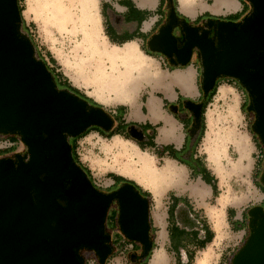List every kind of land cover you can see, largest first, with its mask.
<instances>
[{
	"label": "water",
	"instance_id": "1",
	"mask_svg": "<svg viewBox=\"0 0 264 264\" xmlns=\"http://www.w3.org/2000/svg\"><path fill=\"white\" fill-rule=\"evenodd\" d=\"M170 3L173 0H168ZM248 14L237 23L221 20L208 28L178 23L175 11L148 41L151 51L175 56L185 66L198 54L206 96L219 76L234 78L249 97L252 132L264 148V0H244ZM212 27V19L207 20ZM179 24L185 42L173 36ZM193 117L191 137L201 128L202 106L187 105ZM113 119L102 107L59 88L27 33L18 0H0V136H17L24 154L0 158V264H85L82 251L104 264L113 252L106 217L118 208L117 225L128 240L152 251L149 202L130 183L102 192L76 163L69 139L90 128L109 133ZM129 136L144 139L135 126ZM260 184L264 187V160ZM243 245L229 264H264V209L248 212Z\"/></svg>",
	"mask_w": 264,
	"mask_h": 264
},
{
	"label": "crops",
	"instance_id": "2",
	"mask_svg": "<svg viewBox=\"0 0 264 264\" xmlns=\"http://www.w3.org/2000/svg\"><path fill=\"white\" fill-rule=\"evenodd\" d=\"M238 2L236 0H213V5L209 9L213 13L242 15L247 7L243 2ZM197 4L196 0H193L191 4L181 6L177 1L175 11L188 18L186 13H182L178 7L182 9L191 7L188 15L189 17L195 15V19L198 12L196 13L194 5L196 7ZM167 6L168 0L100 1L101 31L107 42L115 47L133 42L138 56L147 65L145 68L147 70L146 78L138 84L137 92L132 99L133 106L125 102L100 103L101 105H108L105 111L113 119L112 129L122 130L126 128L127 132L130 126H135L142 132L144 137L142 141L145 142L147 137L152 134L153 128L155 147L146 148L143 151L151 152L150 155L154 157L155 162L160 160L163 164L165 160H170L173 161L171 162L173 165L180 168L181 180L165 188L158 198L150 189L134 182L143 191L150 194L147 200L149 202L150 240H152V248L154 249L151 252L153 254L155 251L163 252L167 258V264H170L169 254L179 259L178 264H187L189 258L194 257L195 253L207 250L210 246L217 244L215 243L217 236L214 227L215 222L211 215L222 189L218 177L207 167L197 151L196 139L199 132L194 137L189 134L193 117L187 105L192 102L203 106L206 97L202 91L198 58L195 55L192 56L185 66L170 65L164 55L151 51L148 46L149 39L166 21L165 10ZM200 6V10L204 9L202 5ZM162 66L167 67L166 71L162 70ZM171 66L178 68L170 70ZM157 70L159 72H155ZM142 83L144 86L140 89ZM140 97L144 99L139 102ZM186 99L191 101H186ZM149 115L155 116L156 119L152 121ZM145 124L150 125V128H142ZM116 136L125 139L124 136ZM160 138H164V141H160ZM126 140L138 147L136 142L130 139ZM165 146L171 147L172 153L179 157L180 161L167 156L166 153L159 157L157 153ZM202 178L209 184H206ZM212 181H216L215 193H213L212 184H210ZM261 191L260 197L254 193L255 198L253 200L255 202L253 204L245 205L237 210L239 205L235 204L239 203L233 199L225 207L221 227L222 232L225 231L220 239L221 242L230 238V232L233 231L241 232L242 237L239 242L242 240L250 224V219L246 216L247 212L264 202V191ZM117 214L116 216L111 214L114 219L109 224L114 223L113 229L117 226ZM227 229L229 233H227ZM115 233L117 232L115 231ZM116 235V250L127 251V248H123L122 245L124 241L118 234ZM142 253L143 248L139 246L135 247L134 252H132L135 258H140ZM152 255L147 264H150ZM133 264H141V260H135ZM218 264L226 263L221 261Z\"/></svg>",
	"mask_w": 264,
	"mask_h": 264
},
{
	"label": "rangeland",
	"instance_id": "3",
	"mask_svg": "<svg viewBox=\"0 0 264 264\" xmlns=\"http://www.w3.org/2000/svg\"><path fill=\"white\" fill-rule=\"evenodd\" d=\"M100 1L101 0H97L98 14ZM236 1L243 2L247 7L245 13L239 16L238 21H241L250 11V5L247 2H244L243 0ZM196 3L198 4L196 5V7L194 5V8L196 9V13L198 12V16H201L199 22H202L203 20L207 21V19L209 18H214L220 21L221 18L230 15L213 13L209 9V7L213 5V0H196ZM200 5H202L204 9L200 10ZM19 6L23 9L22 19L25 23V29L28 30L31 39L37 48L36 50H38V52H40L44 56V59L47 62L49 61V59L46 56V53L49 52L53 59H55L56 61L55 68L57 69V72L62 73V75H64V77L68 79L70 84L73 85L79 93H84L87 97H89L95 102L96 100L93 99L92 96H90V93L93 91V89L97 87L94 83L92 75L87 72L82 74L78 73L71 66L68 67L62 60L58 59L56 55V52L59 51L63 55H69L70 58H72V52L75 43L81 40V36H74L71 35L69 32H61V34L56 29L52 28V37L56 40L55 42H53L52 38L44 30L43 24L39 22V20L36 19L34 16H32V14H26L27 0H20ZM178 8L182 13H186V15L188 16L187 23H189V25L191 26H195L194 24H191L189 22L191 20H194L195 16L191 15V17H189L188 15V11L191 10V7H187L184 9H182L181 7ZM204 13H207L212 17H205L203 16ZM166 17L167 9L165 10V19ZM80 55L82 54L80 53ZM49 66L51 67V65ZM166 68L167 67L162 66V70L166 71ZM155 72L159 71L157 70ZM199 75L201 77L200 72ZM216 81L218 82V88L227 87L229 92L227 91V94L222 96L219 94L217 88L216 94L214 95L210 103L207 105L204 112V134L197 145V151L200 154L201 159L207 165V167H209L211 171H213V173H215V175L218 177L219 185L222 189V191H220V195L217 197L216 206H214L211 215L215 222L214 227L217 232L215 243L217 244H215L214 246H210L207 250L195 253L194 257L192 258V261L189 264H218L221 261L225 262L226 264H229L230 259L232 258L234 253L243 245L244 241L246 240L248 230L246 231V234L240 242L239 239H241L242 233L237 231H233L232 233L230 232V238H226L221 242L220 239L223 237L222 234L225 231L223 230L222 232L221 229L224 217V209L228 204L231 203L233 199H235L239 203L235 204L239 205L236 208L237 210H239V208L241 209L243 206L249 205L251 203L253 204L255 202L253 200V198H255L254 193L259 197L260 195H262V189L259 188L258 183L259 174L263 169L261 165V156L263 155V152L261 147L259 146L257 138L252 132L254 114L250 111H247L249 106V97L246 96L245 91L239 86L238 81L234 78L231 79L230 77L219 76ZM142 84L140 86V89L142 88V86H144V84ZM143 99L144 98L140 97L139 102ZM186 101L191 100L186 99ZM95 103H97L104 110L108 108V105H101L99 101H96ZM234 105L236 106V109L238 111L237 119H234L229 114V108ZM150 118L152 121L156 119L155 116H150ZM207 133L211 134L212 139L217 136L222 140V142H225L224 156L216 162V166L218 168H215V164L210 160L208 152L206 151V142L204 138L206 137ZM111 138H106L102 136L99 132H97V130L93 129L89 131V133L84 138H81L74 142V144L76 145V154L79 158L78 160L80 164L83 166V168L89 171V176L91 177L93 184L97 188L101 189L102 192L112 191L121 184L113 183V181L108 177L109 174H115L125 179L131 181L133 180L129 177L118 174L116 172L118 166L116 164H113L111 156H109V158L105 157V154L101 149L102 143L108 142ZM163 139L164 138H160V141H164ZM122 140L127 141V144H133L134 146H136L129 140ZM136 148L142 151L137 146ZM142 152L147 153L151 157L153 165L159 171L165 169L166 165L168 164L172 165L173 167L175 166L171 163L173 161L170 160H165L163 164L160 160L155 162L154 157L150 155L151 152ZM24 153L25 147L22 144V146L18 145V152H14L11 155L5 157H11L15 154ZM97 160L106 161V163L98 166L96 164ZM120 160L122 161L123 159ZM177 169L180 170L179 167H177ZM138 184L141 186L147 185L144 183H142L143 185L141 183ZM168 186H154L153 188H146L150 189L152 193L158 198V196H160L164 189ZM258 207H262L264 209V202L258 205ZM113 211L118 212V208L115 203L110 206L106 217V228L107 232L111 236L110 244L113 247V252L104 264H133V262L136 260L135 256L132 254L134 250L128 248V250L123 253H120V250H116V234H118L123 241L127 240V238L124 233L120 230L118 225L115 229H113L111 224H109V222L111 221L109 216H111ZM248 212L246 216L249 218ZM115 231L117 233H115ZM150 233L151 229L149 230V237L151 238ZM227 233H229L228 229ZM152 254L153 252H151V255ZM220 254L221 256H219ZM82 256L85 259V264L87 263L89 258H96L94 253L90 251L84 252ZM168 259L170 261V264H174L177 262L176 257L172 254L168 255ZM150 264H152V258L150 260ZM156 264H167V258L163 252L161 262H158Z\"/></svg>",
	"mask_w": 264,
	"mask_h": 264
},
{
	"label": "bare ground",
	"instance_id": "4",
	"mask_svg": "<svg viewBox=\"0 0 264 264\" xmlns=\"http://www.w3.org/2000/svg\"><path fill=\"white\" fill-rule=\"evenodd\" d=\"M181 6L189 5L193 0H177ZM26 14H32L44 26V30L52 38V28L58 32H69L80 35L81 40L75 43L72 58L57 51V58L78 73L92 75L96 88L90 93L96 101L118 103L125 102L134 105L133 98L138 84L146 78L147 65L138 56L133 42L121 47L111 46L101 34L100 16L97 10V0H27ZM62 34V33H61ZM64 36V35H63ZM80 53L82 55H80ZM229 92L227 87H219L218 92L224 96ZM150 108V103L148 104ZM236 106L229 108V114L237 119ZM206 151L215 164L224 156L225 142L217 136L212 139L210 133L204 138ZM117 136L102 143V151L106 158L111 156L117 173L133 179L136 183L147 184L146 187H165L181 180V170L172 165H166L163 170H157L151 157L127 144ZM240 151V150H239ZM120 159H123L122 161ZM106 161L97 160L98 166ZM162 252L155 251L152 264L161 262Z\"/></svg>",
	"mask_w": 264,
	"mask_h": 264
},
{
	"label": "trees",
	"instance_id": "5",
	"mask_svg": "<svg viewBox=\"0 0 264 264\" xmlns=\"http://www.w3.org/2000/svg\"><path fill=\"white\" fill-rule=\"evenodd\" d=\"M243 1H244V0H243ZM19 2H20V0H18V6H19ZM244 2H245V1H244ZM172 3H173V5H174L175 7L177 6V1H176V0H173ZM19 10H20L21 19H22V11H23V9H22L20 6H19ZM240 15H241V14H237V13H236V14H230V15H227V16L221 18V19H227V20L238 21ZM180 16H182V15H180ZM203 16H205V17H212V16L208 15L207 13H204ZM182 17L184 18V20H187L186 17H184V16H182ZM200 18H201V16H197L192 22H194V23H195V22H199ZM22 30H23L25 33H27L28 36L30 37V34L28 33V30L25 29V23H24V20H23V19H22ZM30 39H31V37H30ZM31 41H32V39H31ZM32 43H33V41H32ZM33 44H34V43H33ZM34 46H35V44H34ZM35 48H36V46H35ZM36 49H37V48H36ZM36 51H37V56L45 62L47 68H48L49 71L53 74V76H54V78H55V81H56V83H57V86H58L59 88H65V89H68V90H70L71 92L77 94L79 97H81V98L87 100L90 104H92V105H94V106H99V105H98L97 103H95L92 99H90L89 97H87L84 93H79V92L77 91V89H76L73 85L70 84V82L68 81V79L65 78L64 75H62V73L57 72V69L55 68L56 61H55V59H53V57L51 56V54H50L49 52L46 53V56H47L48 59H49V61L47 62V61H45L44 56H43L40 52H38V50H36ZM49 65H51V67H50ZM177 68H178V67H173V66H171V69H170V70H174V69H177ZM231 79H233V78H231ZM235 80H236V79H235ZM238 84H239V83H238ZM239 86H240V85H239ZM217 88H218V82L216 81L214 88H213L211 91H209V93L206 95L205 100H204V102H203V106H202V116H201V128H200V131H199L198 137H197V139H196V145L199 143V141L201 140V138H202V136H203V134H204V129H205V124H204V112H205V109H206L207 105L210 103V101L212 100V98L214 97V95L216 94V90H217ZM246 96H247V95H246ZM142 128H144V129H148V128H150V125L145 124V125L142 126ZM93 129L97 130V132H99L102 136H104V137H106V138H111L112 136H115V135H121V136H124L125 139H130V140L136 142V144L138 145V147H139L142 151H143L144 149H146V148H154V147H155V144H154V142H153V139L155 138V131H154L153 128H152V134H151L149 137H147V139H146L145 142H144V141L139 142V141H136V140L130 138L129 135L127 134V132H126V128H125V129L123 128L122 130H118V129H114V128H113V129H111V131H110L109 133H104V132L100 131V130L97 129V128H90V129L86 130L82 135L78 136L77 138L69 139V142H70L71 147H72L73 158H74V160L76 161V163L79 164L82 168H83V166L80 164V162H79V160H78L79 158H78V156H77V154H76V145L74 144V142L77 141V140H79V139H81V138H84V137L89 133V131H91V130H93ZM5 137H6V138H9V140H10L11 142H13V143L20 141L19 138H18L17 136H14V135H9V136H5ZM255 137H256V136H255ZM256 138H257V137H256ZM257 140H258V138H257ZM258 142H259V140H258ZM259 146L261 147L262 152H263V155L261 156V165H262V164H263V160H264V148L262 147V145H261L260 142H259ZM14 152H17V145H15V146H13V147H10V148H7V149H1V150H0V157L9 156V155H11V154L14 153ZM165 153L167 154V156H170L171 158H174V159L180 161L179 157H177L174 153H172V149H171V147H168V146L162 147V150H161L159 153H157V155H158L159 157H162V156H164ZM262 168H263V165H262ZM83 169L86 171V173H87L88 176H89V171H87L85 168H83ZM261 172H262V171H261ZM261 172H260V174H259V183H258L260 189H261V188H264V187L260 184V176H261ZM108 177H109L114 183H123V182L130 183V184H132L133 186H135V188L139 191L141 197L146 198V199H148V198L150 197V194H149L147 191H143V190L141 189V187H140L139 185H137L134 181H131V180L125 179V178L120 177V176H117V175H115V174H109ZM89 178L91 179L90 176H89ZM202 180H203L206 184H209V183H207L203 178H202ZM91 181H92V179H91ZM92 183H93V181H92ZM210 184H212L211 186H212V189H213V193H215V192H216V181H212V182H210ZM98 189H99V188H98ZM99 190H101V189H99ZM112 214H113L114 216H116L117 212H113ZM114 216H109V218L111 219V221L114 219ZM113 224H114V223H113ZM113 224H111V226H112ZM112 227H113V226H112ZM115 240H116V239H115ZM122 245H123V248L126 247L127 245H132V250H134L135 247L141 246V245H139L138 243H136V242H134V241H131V240H128V239L125 240V241L123 242ZM201 248H204V247H201ZM152 249H153V248H152ZM84 252H87V251H82V252H81V255H82ZM133 252H134V251H133ZM150 256H151V252H150L149 254H147L146 256H144V257H142V256H141L140 258L136 257V260H137V261H138V259L141 260V264H147V262H148ZM192 258H193V256H191V257L189 258L187 264H189V263L191 262ZM176 260H177L176 264H178V260H179V259L176 258Z\"/></svg>",
	"mask_w": 264,
	"mask_h": 264
},
{
	"label": "flooded vegetation",
	"instance_id": "6",
	"mask_svg": "<svg viewBox=\"0 0 264 264\" xmlns=\"http://www.w3.org/2000/svg\"><path fill=\"white\" fill-rule=\"evenodd\" d=\"M172 10H174L175 11V6L173 5V3H170L169 1H168V6H167V17H166V20L169 18V15H170V13H171V11ZM175 16H176V18L178 19V23H180L181 21H186L187 22V20H188V18H187V20H184V18L182 17V16H180L176 11H175ZM209 19H212V27H208V23H207V21L206 20H203L202 22L200 21V22H192V21H189L191 24H194L195 26H198L199 28H208L209 29V34H208V37L210 38V39H215L214 37H215V32H214V26L219 22L218 20H216V19H214V18H209ZM208 20V19H207ZM221 20H226V21H232V22H235V23H237L238 21H234V20H227V19H221ZM220 20V21H221ZM173 36L176 38V45H177V48H181L182 46H183V44H184V42H185V39H184V36H183V34L181 33V30H180V27H179V24H176V25H174V27H173ZM195 55V57L196 58H198V54H197V52L196 51H193V54H192V56H194ZM166 58V61H167V63L168 64H170V65H173L174 64V62L176 61V59H175V56L172 54V56L171 57H165ZM0 158H2V157H0ZM263 191H264V188H261Z\"/></svg>",
	"mask_w": 264,
	"mask_h": 264
},
{
	"label": "built area",
	"instance_id": "7",
	"mask_svg": "<svg viewBox=\"0 0 264 264\" xmlns=\"http://www.w3.org/2000/svg\"><path fill=\"white\" fill-rule=\"evenodd\" d=\"M15 145H17V152H18V145L22 146V143L20 141L13 143L9 140V138H6L5 136H0V150L1 149H7V148L13 147ZM124 248L125 249L127 248V250H128V248L132 249V245H127ZM121 253H123V252H121ZM86 264H98L97 259L95 257H93V258L91 257V258H89V260L87 261Z\"/></svg>",
	"mask_w": 264,
	"mask_h": 264
}]
</instances>
